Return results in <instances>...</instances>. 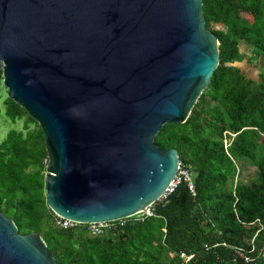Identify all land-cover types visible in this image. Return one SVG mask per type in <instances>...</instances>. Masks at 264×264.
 I'll list each match as a JSON object with an SVG mask.
<instances>
[{
    "label": "water",
    "instance_id": "water-1",
    "mask_svg": "<svg viewBox=\"0 0 264 264\" xmlns=\"http://www.w3.org/2000/svg\"><path fill=\"white\" fill-rule=\"evenodd\" d=\"M217 44L201 0H0L1 82L41 130L55 215L89 223L153 209L178 164L154 135L186 119ZM0 264L57 262L0 212Z\"/></svg>",
    "mask_w": 264,
    "mask_h": 264
},
{
    "label": "trees",
    "instance_id": "trees-1",
    "mask_svg": "<svg viewBox=\"0 0 264 264\" xmlns=\"http://www.w3.org/2000/svg\"><path fill=\"white\" fill-rule=\"evenodd\" d=\"M201 7L218 42L217 65L186 119L163 124L153 138L176 149L193 193L180 181L152 203L151 215L127 217L98 235L82 223L55 226L45 202L41 130L4 97L3 114L23 123L0 140V212L18 233H38L57 264H186L180 251L193 253L188 264H264V66L254 80L233 65L242 58L240 43L264 59V0H201ZM239 160L254 167L249 181L236 180ZM258 223L253 260L244 261L233 247L248 248Z\"/></svg>",
    "mask_w": 264,
    "mask_h": 264
},
{
    "label": "built area",
    "instance_id": "built-area-1",
    "mask_svg": "<svg viewBox=\"0 0 264 264\" xmlns=\"http://www.w3.org/2000/svg\"><path fill=\"white\" fill-rule=\"evenodd\" d=\"M180 181H186V185L189 189V191L191 193H193V188H192V184L190 181V174L187 168H185L184 166H182L180 164V162L178 161L177 164V168H176V172L174 174V176L172 177V180L170 181V183L168 184L167 188L162 192V194L158 197V201L163 199L166 194H168L169 192H171L173 190V188L176 186L177 183H179ZM156 201V200H155ZM152 206V204H151ZM152 210H148L145 209L144 211H138L136 213H134L133 215L130 216H135L138 217L140 219H142V217L151 215ZM128 216V217H130ZM127 217H123V218H119L113 221H100V222H89V223H82L85 224L86 227V232L89 235H98L100 234L105 228H109L110 226L113 225H121L124 221V219ZM256 222H258V220H255ZM77 224H80L79 222L75 221V220H71L68 218H64L61 216L56 215L54 218V225L57 227H61V228H69V227H73ZM261 224L258 223V227L255 230L253 236L249 239V241L247 242V245L249 246L246 249L240 248V247H236L234 246V251L235 253L243 258L244 261H250L253 260V256L250 255V253L253 251L254 246H253V238L255 236V234L261 229ZM215 245V244H213ZM209 246L204 245V248H208ZM258 254L261 256H264V240L262 242L261 248L258 250ZM178 256L182 259V261L186 264L189 263V261L191 259H193L194 255L193 253H187L185 251H180L178 253Z\"/></svg>",
    "mask_w": 264,
    "mask_h": 264
},
{
    "label": "rangeland",
    "instance_id": "rangeland-1",
    "mask_svg": "<svg viewBox=\"0 0 264 264\" xmlns=\"http://www.w3.org/2000/svg\"><path fill=\"white\" fill-rule=\"evenodd\" d=\"M213 27H218V25H213ZM239 52L242 54L240 61L235 64L237 67L249 78L254 80L258 79L259 68L264 66V59L255 58L254 53L250 50V47L244 43L239 44ZM6 96V88L2 85L0 78V140L4 136L6 130L10 127L21 128L23 123V118L16 120L11 123L7 117L3 114V99ZM238 165V176L236 180L245 182L249 181L254 177V167L249 165L245 160H239ZM226 264V263H223Z\"/></svg>",
    "mask_w": 264,
    "mask_h": 264
},
{
    "label": "bare ground",
    "instance_id": "bare-ground-1",
    "mask_svg": "<svg viewBox=\"0 0 264 264\" xmlns=\"http://www.w3.org/2000/svg\"><path fill=\"white\" fill-rule=\"evenodd\" d=\"M141 211H144V210H141Z\"/></svg>",
    "mask_w": 264,
    "mask_h": 264
}]
</instances>
